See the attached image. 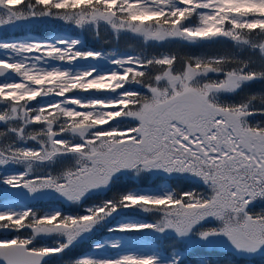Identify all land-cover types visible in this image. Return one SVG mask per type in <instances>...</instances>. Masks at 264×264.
Segmentation results:
<instances>
[{"label": "snow or ice", "instance_id": "snow-or-ice-1", "mask_svg": "<svg viewBox=\"0 0 264 264\" xmlns=\"http://www.w3.org/2000/svg\"><path fill=\"white\" fill-rule=\"evenodd\" d=\"M56 22L140 48L0 40V185L17 197L0 194V264H185L132 233L264 255V0H0V31ZM177 178L204 191L158 183Z\"/></svg>", "mask_w": 264, "mask_h": 264}, {"label": "trees", "instance_id": "trees-1", "mask_svg": "<svg viewBox=\"0 0 264 264\" xmlns=\"http://www.w3.org/2000/svg\"><path fill=\"white\" fill-rule=\"evenodd\" d=\"M12 27L6 28V32L10 33ZM18 30H20V33H25V31H30L32 33H45L46 35L51 34L52 32H64V33H71L75 34L80 32L81 30L79 29H74L71 28L68 25H62L59 22L52 23V24H47V25H28L24 27H18ZM17 30V32H18ZM19 33V32H18ZM105 33L102 31L100 37H97L94 32L88 31L86 33V41L90 44L91 49H97L100 45L103 48H112L117 47V48H129V50H137L140 48V44L137 40L131 38L128 41H125L124 38H122L119 42L114 41L113 39L108 40L109 44L104 43L105 38ZM128 39V38H125ZM100 44V45H99ZM195 47L189 48V49H183V51L195 53ZM213 49H219V46L217 48ZM169 46H157V47H152L148 48L149 53H157L160 51H168ZM144 181L143 183H145ZM124 184H129L131 186L132 182L129 181H124ZM177 186L174 184V187ZM178 187V186H177ZM178 191L180 190H190L193 189L191 183L188 180H183L181 182V185L179 187ZM197 190V189H196ZM55 203V202H54ZM52 202L46 201L42 202L40 201L37 205V208H43L47 209L50 208ZM56 204V203H55ZM143 216L145 219H153V217L147 215V214H139ZM216 223V222H214ZM50 242V241H47ZM89 243L90 242H85L80 248L75 250V255H82L89 251ZM174 242L172 240H167V241H162V245L160 246L162 249L167 250V252H171L173 249H178L184 253V259H185V264H203V262L207 261L209 264H262V260H264V256H258V255H251L248 257L244 258H239L235 257L232 255L230 252H224V251H219L215 248H210V246H202V245H187L184 244L183 242H177L176 244H173ZM173 245V246H171ZM247 263H245V261ZM56 264H64L63 261H58Z\"/></svg>", "mask_w": 264, "mask_h": 264}, {"label": "rangeland", "instance_id": "rangeland-1", "mask_svg": "<svg viewBox=\"0 0 264 264\" xmlns=\"http://www.w3.org/2000/svg\"><path fill=\"white\" fill-rule=\"evenodd\" d=\"M104 32V31H103ZM106 35H105V38L106 40H104V43H107L109 44L108 40L110 39H113L111 37V35L107 32H104ZM4 35V32L3 31H0V40H3L1 37ZM60 36H64L66 38H71L70 36L68 35H63L62 33H57V32H54L50 35H47V36H44V34H27L26 36H24L23 38H28V37H31V38H35V39H48V40H52V39H56L57 37H60ZM75 38V37H74ZM75 39H79V38H75ZM131 38L128 37V39H125V41H128L130 40ZM115 41V40H114ZM127 50L129 51V48H117V47H112V48H102V51L104 52H112V51H116V50H119V51H122V50ZM100 51V49L98 50ZM35 103V102H33ZM9 171H12V170H9ZM0 189H1V192L0 193H5L7 192V194H13L14 195V199L13 200H7L8 203H13L15 202V200L17 199V197L15 196V194L11 191V190H6L5 189V186H2L0 185ZM19 191V190H17ZM52 202V201H51ZM51 207H58L60 206L59 204L55 205L54 202H52V205H50ZM139 218H137L136 216V219H139V220H145L143 219V216L139 215L138 216ZM206 227H212V226H209L208 224L206 225ZM141 233H132V234H128L129 235V238H130V242H131V245L134 246V247H137L139 250L141 251H148L149 248H152V247H156V245L158 244H155V242H162V241H158V240H153L151 234H148V233H144V234H141ZM12 235H15L14 233H0V238L4 237V236H12ZM100 235L101 234H98V238H100ZM102 235H107V233H103ZM172 240L174 243L173 244H176L178 241H176L175 239H170ZM42 243H48L47 241H42ZM215 248V249H218L220 251H224V252H230L232 253L233 256L235 257H248L247 255H239V254H236L234 253L233 250L230 249V247H224V246H221V245H216V246H210V248ZM170 253V252H169ZM255 255H258V256H264V255H260V254H255ZM245 261V260H244ZM263 261V260H262ZM245 263H247V261H245ZM262 264H264V262H262Z\"/></svg>", "mask_w": 264, "mask_h": 264}, {"label": "flooded vegetation", "instance_id": "flooded-vegetation-1", "mask_svg": "<svg viewBox=\"0 0 264 264\" xmlns=\"http://www.w3.org/2000/svg\"><path fill=\"white\" fill-rule=\"evenodd\" d=\"M84 48H85V49H88V45H87L86 43L84 44ZM217 50H219V49H208V48L200 49V48H197V49L195 50V53H194V54L199 55V54H203V53H206V52H212V51H217ZM176 180L182 182V181H183V178H177ZM188 181H190L191 184H194V186H195L197 189H203V186L197 184L195 181H192V180H188ZM166 182H167V181L161 180V181H159L158 183H160V184H164V183H166ZM150 183H153V179H150ZM210 225H211V224H210Z\"/></svg>", "mask_w": 264, "mask_h": 264}, {"label": "water", "instance_id": "water-1", "mask_svg": "<svg viewBox=\"0 0 264 264\" xmlns=\"http://www.w3.org/2000/svg\"><path fill=\"white\" fill-rule=\"evenodd\" d=\"M104 67H107V65L105 64Z\"/></svg>", "mask_w": 264, "mask_h": 264}]
</instances>
